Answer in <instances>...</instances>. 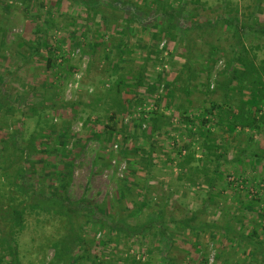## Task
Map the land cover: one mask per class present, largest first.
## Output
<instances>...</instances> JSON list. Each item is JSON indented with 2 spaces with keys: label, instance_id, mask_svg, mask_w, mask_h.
I'll use <instances>...</instances> for the list:
<instances>
[{
  "label": "rangeland",
  "instance_id": "1",
  "mask_svg": "<svg viewBox=\"0 0 264 264\" xmlns=\"http://www.w3.org/2000/svg\"><path fill=\"white\" fill-rule=\"evenodd\" d=\"M135 1L144 5L143 0ZM256 1L199 0L197 5L191 4L189 0H166L163 4L150 2L151 8L159 9L166 8L168 2L174 7H178L180 2L185 4L181 11L183 18L177 22L176 39L173 41L169 33L160 28L165 18L162 19L160 13L156 17L151 14L149 24L144 22L150 26L148 29L135 21L132 22L130 50L120 55H112L109 52L110 40L112 36L115 39L120 31H109L106 33L107 37L102 39L99 33H103V30L96 31L100 23L96 15L94 18H88L86 38L80 37V32L75 34L76 38L73 37V29L80 27L83 23L82 17L87 15L82 0H0V83H5L4 86L10 90L14 103L24 97V103L19 105L11 116L0 112V138L7 132L14 131L17 128V120H22L23 143L27 145L30 133L40 127L36 123L39 117L38 114L25 117L23 111L31 114L28 105L37 102V113L43 122L41 126L49 133L41 141L42 144L47 143L49 149L56 145L66 146L72 151L69 158L71 171L63 167L59 160L57 163L63 173L48 179L41 173L42 163L38 157L42 155V158L57 160L56 153H49L48 156L43 151L37 153L32 157L34 168L29 169V180L35 183L37 188L54 184L56 190L70 201L91 204L100 210L103 207L110 215L119 209L117 197L123 188L126 197L120 207H129L131 210L127 215L131 225L145 221L146 217H152L151 214L159 216L162 213L167 232L173 239L172 246H169L162 244L160 239L155 241L150 233L147 238H122L115 247V242L107 241L106 230H96L92 222L87 220L83 230L87 238L95 243L93 252L103 264H124L127 248H132V254L140 247L147 250L148 245L169 249L174 264H220V261H217L218 250L220 247L227 248L230 244L234 246L229 249L231 264H264V252L261 256L258 255L257 260L253 259L250 247L237 246L222 230H215L213 233L205 228L204 231L191 232L188 228L187 223H192L193 218L186 220L185 214L202 207L205 186L191 182L193 177L188 179L179 165L182 157L179 156L176 144L181 142V138L186 142L191 139L186 132L180 131L184 125L176 122L162 123L167 125L164 126L165 129L162 128L164 132L155 131L154 134L143 136L141 130L145 124L141 128L134 120L145 112V109L152 107L154 99H160L161 95H164L163 87L165 89L170 86L176 75L179 78L174 83V89L172 87L173 99L162 101L163 106L171 102L174 107L184 106L191 114H197L196 111L209 108L213 101L222 100L223 90L217 87V84L226 79L225 67L231 55L229 46L234 38L233 28L229 27L224 19L216 24L215 22L220 16L232 14L236 15L240 24L246 21L252 12L256 20L264 24V8L258 10ZM261 3L264 6V0ZM195 6L199 11L198 19L204 26L200 31L192 30L190 37L194 40L186 42L182 38L181 29L191 24L193 18L188 16V11ZM235 8L238 9L237 12ZM35 13L39 14V17H36ZM123 15H126V12ZM34 16L36 21L44 25L43 31L39 33V40L43 44L38 53L29 47L35 43L32 20ZM123 22L124 20L119 26ZM89 40L99 42L93 55L83 52V47L88 49ZM257 42L263 45L262 48L256 49V63L259 64L260 59L264 58V36L252 38V44ZM104 43L106 47L102 48L100 45ZM51 45H55L57 49L50 55L48 47ZM190 51L193 56L192 63L198 66V73L192 81L187 80L186 73L189 72L182 68ZM213 51L215 55H211L210 52ZM49 56L51 61L48 60ZM207 58H216L211 61L213 66L208 72L200 69V65L204 64ZM88 62H92V65L90 70L85 72ZM115 63L120 66L113 67ZM143 65L146 69V92L137 93L142 102L137 107L133 105V91L130 87L133 81L128 80L124 83V103L127 104L128 112L123 114L120 111L114 120H110V113L105 110V104L99 100L100 97L108 101V88L119 73L127 75L129 69L134 73ZM122 67L125 68L124 71ZM157 76L162 79L160 84ZM186 87L190 91L188 95L184 90ZM152 88L154 91L147 94V90L149 92ZM141 89L143 91L145 88ZM166 112L169 114L170 111ZM97 116L100 121L94 123ZM107 124L113 131L104 129ZM204 130L199 128L194 132L196 140L200 143L205 142ZM211 132L224 134L226 153L220 160V177L212 193L213 201L206 211L199 215V219L214 223L230 220L246 233L252 230L254 224H259V237L254 240L264 242V213L260 214L258 211L259 207L264 210V196L255 198L242 192L244 207L237 209L238 193L229 186L225 190L223 188L227 185L225 179L228 174L243 176L245 179L255 174L264 175V162L256 163L247 157L234 159L239 149H245V135H228L220 130L215 131V128ZM256 144L257 151L263 148L264 137L259 138ZM195 148L198 150V146ZM196 156H199V153ZM7 173L0 165V190L5 189ZM47 173L48 169L44 174ZM171 214L178 222L168 221L167 216ZM25 218L18 239L20 263L53 264L55 244L68 229L65 219L54 215L45 217L34 214H28ZM180 219L182 220L179 221ZM244 249L246 254L242 252ZM57 264L75 262L64 259Z\"/></svg>",
  "mask_w": 264,
  "mask_h": 264
},
{
  "label": "trees",
  "instance_id": "2",
  "mask_svg": "<svg viewBox=\"0 0 264 264\" xmlns=\"http://www.w3.org/2000/svg\"><path fill=\"white\" fill-rule=\"evenodd\" d=\"M75 1L77 0H73V2ZM165 1L166 0H143L144 5H140L135 0H82L84 7H86L87 15L85 14V16L82 17L83 23L80 27L77 28L75 27L76 24L73 25L75 27H73V37L76 38L75 34L77 35V33L80 32V37L86 38L85 32H87L89 28L88 18H94L96 15L100 19V23L97 22L96 31L103 30V33H99L101 38L107 37L106 33L109 31H120L115 39L113 38L114 36L111 37L109 46L111 47L109 52L112 55H120L122 52L130 50L129 40L132 22L135 21L144 26L145 29H148L150 26H147L145 23L149 24L148 20H150L149 17L151 14L156 17L160 13V16H163L161 18H165L160 28L168 32L171 39L174 41L176 39L175 31L177 22L180 18H183L181 11L185 4L180 2L178 7H174L168 2V5L164 9H159L157 7L151 8L149 4L150 2L154 4H163ZM189 1L191 4L195 5L199 2V0ZM261 2L262 0L256 1V8L258 10L264 8ZM196 9L195 6V8H191V10L188 11V16L193 18L192 22L189 25L183 26L181 29L182 38L186 42L194 40L193 37H190L192 30L200 31L204 26L203 22H200L198 19L199 11ZM235 10L237 12L238 9L235 8ZM125 12L126 15H123ZM35 16L39 17V14L36 15L35 13ZM35 16L32 17L34 21L33 33L35 38H33V41H35V43H33L34 46L29 47L34 50L35 53H38L43 44L39 40V33L41 30L43 31L44 25L36 21L37 18ZM249 16L250 17H248L246 21L240 24L236 15L232 14L225 17L220 16L221 18L215 22L216 24L218 21L220 22L221 19H224V22L227 23L229 27L233 28L232 36L234 38V41L231 42L229 46L231 55L225 67L226 79L223 83L217 84V87L223 90L222 100L213 101L209 108H203L199 112L196 111L197 114H191V111L185 109L184 106L174 107L171 102L163 106L162 101L167 102V98L173 99L172 87L174 89V83L179 78L178 75H176L170 86L165 89L163 87L164 95H161L160 99H154L152 107L148 110L145 109V112L143 111V113H141L138 118H134V120L137 121L136 123H138L141 128L142 125L145 124L141 130L143 136L150 133L154 134L155 131L164 132L165 130H162V128L165 125H162V123L173 124L176 122L184 125V128L180 131L186 132V135L191 139L186 142L181 138V142L176 144L179 150V156L182 157L179 165L184 170L183 174L188 177V179L193 177L192 179L190 178L192 180L191 182L204 184L205 186L203 192L205 200L202 207L198 210L187 212L188 215L185 214L186 220L193 218L192 223H187L188 228L192 230L191 232L204 231L205 228L210 229L213 233L215 230H222L231 241H235L237 246L245 245L246 248L250 247L253 259L257 260L258 255L261 256L264 252L263 240H254L259 237V232L257 230L259 224H254L252 230L246 233L244 230L238 229L230 220L222 223L218 221L214 223L199 219V215L206 211L207 206L213 201L212 193L215 187H217L218 177H220V160L222 157H225L226 153V138L225 136L223 137L224 134L217 135L215 132H211L213 128H215V131L220 130L228 135L230 133L245 135L247 144L245 149H239L234 158L235 160L247 157L252 158L256 163L264 162V146L258 151V147H256V142L259 138L264 137V58L260 59L259 64L256 63V49L262 48L263 45L260 42L255 44L251 43L252 38L258 39L259 35L264 36V24L258 22L252 12L249 13ZM253 19H255L254 22ZM123 20V24L119 26V23ZM251 20L252 22H250ZM76 41L79 42V40ZM89 43L88 49L83 47V52L93 55L95 50L98 49L97 46L99 42L89 40ZM100 46H102V48L106 47L105 43ZM55 47V45L48 47L50 55L54 52V49H57V47ZM210 53L211 55H215L214 51ZM215 59L216 58H207L206 62L200 65V67H202L200 69H205L208 72L213 66L211 61L213 62ZM48 60L51 61L50 56ZM192 61L193 56L190 51L182 65V68L189 72V74L186 73L188 81H192V78H195L198 73V66L192 63ZM91 65L92 62L86 64L85 72L90 70ZM119 66V63L113 64L115 68ZM122 69L124 71L125 68L122 67ZM145 72V65H143L140 70L134 73H132L130 69L127 75L119 73L120 75L116 77L108 88L107 93L110 99L104 101V99L100 97L99 100L103 101L105 104V110L110 113V120H114L117 113L120 111L123 112V114L128 112L127 104L124 103V98L126 97L124 83L128 80L133 81L130 84L133 91V105L137 107L138 104L142 102L141 96H137V93L146 92V84L144 81ZM157 81L160 84L162 79L157 76ZM4 84L5 83L2 82L0 83V112H5L11 116L16 112L17 107L24 103V97H20L14 103L10 90L7 89ZM141 88L145 89L142 91ZM184 90L186 95H188L190 92L188 87ZM153 91V88L149 90V92L147 90V94ZM28 108L32 111L31 114L30 112L24 111L23 114L26 115L25 117L38 114L37 117H39V119H37L36 123L40 127H37L34 132L30 133L27 139V145L23 143L22 120H17V128H15L14 131L12 130L11 133L7 132L0 138V165L8 172L6 175L7 183L5 189L0 190V264H21L19 260L18 239L25 224V217L28 214H34L36 216L42 215L45 217L54 215L65 219L68 229L64 235L58 238L55 244L53 264L60 263L64 259L74 260L75 264H90L89 261H92L94 264H103V262H100L97 254L93 252L95 243L93 244V241L87 238L83 230V225L87 220L92 222L96 230H106L105 233L108 235L107 241L109 243L115 242V247H117L119 240L122 238L126 240L130 237L137 236L147 238V235L150 233L154 236L155 241L160 239L163 241L162 244L172 246L173 239L170 233L167 232L168 228L165 225L162 213L159 216H153V214H151V218L148 216L145 221L140 223L136 222L135 225H131L129 222L130 218L127 216L130 214L128 212L131 210H129V207L124 209L120 207L121 204H123V198L126 197L123 188L120 189L119 196L117 197L119 209L116 210L113 215L106 212L103 207H101L100 210L91 204L70 201L56 190L53 186L54 184L49 187L44 185L43 187L37 188L36 184L32 183L28 177L29 169L34 168L32 157L42 151L45 152L47 156L49 153L54 155L56 153L57 160H52L48 157L42 158V155L38 157L41 159L40 162L42 163L40 167L41 173L48 179L53 175L56 177L59 173H63L61 172L63 169L60 168L57 163L59 160L60 164L61 162L63 163V167L71 171L69 158L72 151L66 146L56 145L54 147L51 146L49 149L47 143L42 144L41 141L43 138L47 137L49 133L43 130L41 126L43 122L40 114L37 113V102L30 103ZM171 109H175V111ZM166 111H170L169 114H167ZM99 121L100 118L97 116L93 122L98 123ZM199 128L205 129V142L202 143L197 141L194 136V132ZM104 129L108 132L113 131L109 124H107ZM60 136L62 137L64 135ZM196 146H198V150L195 148ZM198 153L199 156H196ZM26 163L27 165H25ZM46 169H48L49 173L44 174ZM11 171L13 172L11 173ZM230 177L234 179L231 180L229 179ZM225 181L227 185L223 187L224 190L229 186L238 193L236 196L239 202L237 209L244 207L241 198L242 192H245L246 195H252L255 198L264 196V175L258 176L255 174L251 178L245 179L243 176H231L228 174ZM252 188L255 190L252 191ZM5 208L7 209L4 210ZM261 210L262 209L259 207L258 211H260V214L262 212L264 213V210ZM167 217V219H169L168 221L172 220L175 223L178 222L173 214ZM181 220L182 219L179 221ZM237 220L239 221L240 219L237 218ZM213 233L211 235H213ZM109 234L112 236L109 237ZM211 238L213 239L212 236ZM249 242L251 244H248ZM148 247L149 248H146L147 250L140 247L139 250L136 249L132 254V248H127L125 251L124 264H174V259L173 256H170L169 249L166 250L165 247H150V245H148ZM230 247L234 246L230 244L227 248H219L217 253L219 260L217 261H220V264H231ZM242 252L246 254V249L242 250ZM104 264L110 263L104 262Z\"/></svg>",
  "mask_w": 264,
  "mask_h": 264
},
{
  "label": "built area",
  "instance_id": "3",
  "mask_svg": "<svg viewBox=\"0 0 264 264\" xmlns=\"http://www.w3.org/2000/svg\"><path fill=\"white\" fill-rule=\"evenodd\" d=\"M229 179L233 180L234 178L233 177H230ZM251 190L253 191V188Z\"/></svg>",
  "mask_w": 264,
  "mask_h": 264
}]
</instances>
